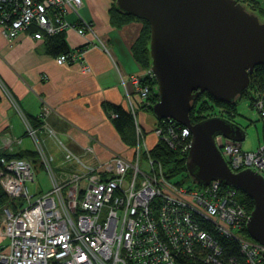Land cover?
I'll list each match as a JSON object with an SVG mask.
<instances>
[{
	"label": "built area",
	"instance_id": "2783aa9c",
	"mask_svg": "<svg viewBox=\"0 0 264 264\" xmlns=\"http://www.w3.org/2000/svg\"><path fill=\"white\" fill-rule=\"evenodd\" d=\"M83 3L0 0V29L13 40L23 31L43 39L74 28L82 35L93 34L97 42L92 45L108 50L93 22L80 12ZM88 46L59 54L58 63H80L88 70L84 64ZM146 77L155 79L151 68L134 77L138 98L129 96L136 117L133 157L115 153L108 161L90 166L66 147L70 168L61 178L38 129L0 76V88L24 119L51 180L49 190L33 193L29 187L36 181L32 162L23 157L1 158L0 181L10 199L0 207V264H264V245L243 231L251 213L237 188L219 180L207 185L174 180L151 154L136 114L138 105L150 103L152 85L143 82ZM256 100L264 120V94ZM45 128L53 135L52 129ZM156 134L171 148L189 154V127L168 118L156 126ZM215 139L232 170L252 168L264 174V142L256 150H244L243 141L223 134ZM2 142L16 153L22 137H0ZM220 237L237 241L242 258L227 254Z\"/></svg>",
	"mask_w": 264,
	"mask_h": 264
},
{
	"label": "crops",
	"instance_id": "0c3cea01",
	"mask_svg": "<svg viewBox=\"0 0 264 264\" xmlns=\"http://www.w3.org/2000/svg\"><path fill=\"white\" fill-rule=\"evenodd\" d=\"M111 5V0H84L80 8L82 15L93 22L99 39L108 50L92 45L97 37L91 33L82 35L74 28L64 32L70 49L89 45L84 54L88 70L80 63H58L59 54L49 51L46 38L36 39L23 31L10 40L0 29V76L24 114L39 118L36 127L39 137L46 152L53 155L56 172L61 178L63 171L70 168L64 156L66 147L90 166L108 161L115 153L129 158L134 155V147L122 139L113 122L115 113L110 105L130 108L129 96L138 98L134 77L145 74L148 68L138 61L133 46L143 23L132 20L114 26L110 18ZM137 112L148 141V132L154 128L156 120L151 128L146 123L150 111L138 105ZM24 125L14 103L3 95L0 137H22V142L15 145L16 152L36 151V144ZM45 125L53 130V135ZM151 137L155 139L154 135ZM89 147L92 150H88ZM0 151L10 150L2 142ZM37 175L40 183L36 177V193L49 190L51 180L45 169L36 171ZM45 180L49 184H45Z\"/></svg>",
	"mask_w": 264,
	"mask_h": 264
},
{
	"label": "water",
	"instance_id": "95a60500",
	"mask_svg": "<svg viewBox=\"0 0 264 264\" xmlns=\"http://www.w3.org/2000/svg\"><path fill=\"white\" fill-rule=\"evenodd\" d=\"M117 6L151 25L150 68L159 94L153 112L190 128V175L198 184L219 180L245 191L254 200L249 234L264 245V174L232 170L215 139L243 141L245 129L222 116L197 123L190 116L205 92L231 102L249 87L251 73L264 64V20L239 0H117Z\"/></svg>",
	"mask_w": 264,
	"mask_h": 264
},
{
	"label": "trees",
	"instance_id": "16d2710c",
	"mask_svg": "<svg viewBox=\"0 0 264 264\" xmlns=\"http://www.w3.org/2000/svg\"><path fill=\"white\" fill-rule=\"evenodd\" d=\"M239 1L245 4L250 11L257 13L260 16V18L264 20V4L262 2L258 0H239ZM110 18H111V23L114 26H122L125 23H128L132 20H139L143 23L142 31L136 43L133 46V51H134L136 58L141 63V65L144 68H150V66L152 65V58L150 54V39H151L150 23L145 19L138 18L134 15L127 14L121 11L118 8L116 2H113L110 7ZM45 38L47 40L49 51L56 55L71 50L66 41L64 32L56 34V35H48ZM143 82L150 83L152 85V89H151L150 96H149L150 103L148 105L141 103L140 106L143 109H147L153 112V105L159 100L158 89L156 88L157 80L146 77ZM252 88H256L258 91L264 92V64H259L255 67V69L251 73V82H250L249 87L245 89L243 93L238 95L236 99L231 102H223V101L217 100L208 92L201 94L195 102V106L196 104L198 105L199 103H201L200 107L199 108L194 107V109L203 110L206 107V108H210V110L213 109V111H211V113L208 115L200 116L199 114L197 115L196 111L193 109V112L194 111L195 112L191 114L192 121L194 123H197L217 113V111L214 109V106L209 105L208 98L214 101L217 105L219 106L221 105L226 108L229 114L227 115L228 117L226 116L227 118H230V117L233 118L235 115L232 116L231 112L236 114L238 100L241 99V97H243L244 95H248L252 98V104L254 103L253 99L255 95L252 94V90H251ZM3 95H4L3 91L0 88V102L3 98ZM110 108L115 113L113 122L116 125L118 131L120 132L122 139L129 146L134 147L137 144V136H136L135 120H134V116L132 114L131 109L125 108L120 105H110ZM26 116L34 127H37L39 125L40 123L39 118L30 117L27 113H26ZM165 121H168V118H165V119L157 118L155 121V127L157 125L164 124ZM145 133L147 132L145 131ZM263 142H264V123H263ZM151 154L163 163L168 177L170 178H175L177 176H181L182 178L184 177L188 178L187 176L192 177L187 168L188 153L183 152L180 149H173L164 141L158 140L156 144L153 147H151ZM3 156L8 157V158L23 157L27 159L29 157L30 158L29 160L32 162L34 169L36 171L44 168L37 150L30 151V152L27 151V153H23L20 151L16 153L0 151V171L2 168L1 158ZM182 180L185 181L186 179H182ZM193 181L196 182L194 178H193ZM237 189H238V192H239V195L242 201L247 206L248 212L251 213L254 209V200L245 191L239 188ZM8 202H9L8 195L6 191L4 190L1 184V181H0V206ZM243 231L244 233L249 235L247 226L244 227ZM219 239L221 243L224 245V248L227 254L237 255L239 258H242L237 241L229 239V238H225V237H220Z\"/></svg>",
	"mask_w": 264,
	"mask_h": 264
},
{
	"label": "rangeland",
	"instance_id": "374dc122",
	"mask_svg": "<svg viewBox=\"0 0 264 264\" xmlns=\"http://www.w3.org/2000/svg\"><path fill=\"white\" fill-rule=\"evenodd\" d=\"M264 2V0H261ZM111 2L113 3V1L111 0ZM252 8V7H250ZM252 94L255 95L254 96V99H253V104H252V98L248 95H244L243 97H241V99L238 100V104H237V112L236 114L235 113H232V116H234L233 118L230 117L231 119H235V121H237V123H239L241 126L244 127L245 129V138L243 139V149L244 150H256L263 142V118L261 116V113H260V110L256 107V99L258 96H262L264 94V92H261V91H258L256 88H252ZM138 89H137V86H136V96H138V93H137ZM248 94V93H246ZM133 98L132 95H130ZM209 100V105L210 106H214V109L216 111H218L220 114H223L225 116L229 115L228 114V111L226 110L225 107L223 106H219L217 105L214 101ZM200 104L199 103L198 105L196 104L195 107L199 108L200 107ZM196 111V114L198 115H202V116H205V115H208L211 113L212 110H210V108H206L203 109V110H197V109H194ZM194 111V112H195ZM137 112V111H136ZM193 110L190 112V116L192 113H194ZM133 116H134V120H135V114L132 113ZM137 114V118L139 119V116H138V112L136 113ZM228 117V116H227ZM157 119V117L155 116V114L153 112L150 111L149 113V116L148 118L146 119V123L148 126H150L151 128L153 127L154 125V121ZM192 119V118H191ZM193 122V121H192ZM194 123V122H193ZM25 126V125H24ZM147 135V133H146ZM148 142H149V145L151 147H153L156 142L158 141V137H157V134H156V127L154 126L153 129H151L149 132H148ZM154 135L155 136V139H153L151 136ZM154 140V141H153ZM38 181L40 179V176L37 175L36 176ZM188 178H182L181 176H177L175 178H173L174 180H182V179H186L185 180V183L187 185H192L193 184V178L192 177H189L187 176ZM40 183V181H39ZM45 184H49V181L48 180H45ZM29 187L31 189V191L33 193H36L37 191V183L31 181L29 183ZM4 188V187H3ZM5 190V188H4ZM8 195V194H7ZM8 198L10 199V196L8 195ZM1 207V206H0ZM3 209L0 208V218L2 217V214H3ZM252 238V237H251Z\"/></svg>",
	"mask_w": 264,
	"mask_h": 264
},
{
	"label": "flooded vegetation",
	"instance_id": "af4514ba",
	"mask_svg": "<svg viewBox=\"0 0 264 264\" xmlns=\"http://www.w3.org/2000/svg\"><path fill=\"white\" fill-rule=\"evenodd\" d=\"M212 116H222V117L227 118L225 115L220 114L218 111H217L216 114H214V115H212ZM227 119L231 120V121L234 122V123H237V121H235V119H231V118H227ZM237 124H239V123H237ZM242 127H243V126H242ZM243 128H244V127H243Z\"/></svg>",
	"mask_w": 264,
	"mask_h": 264
}]
</instances>
